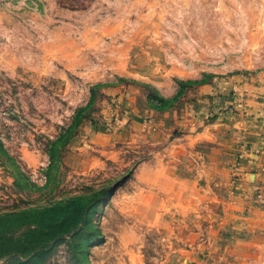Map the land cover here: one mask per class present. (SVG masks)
Here are the masks:
<instances>
[{"label": "rangeland", "instance_id": "374dc122", "mask_svg": "<svg viewBox=\"0 0 264 264\" xmlns=\"http://www.w3.org/2000/svg\"><path fill=\"white\" fill-rule=\"evenodd\" d=\"M75 197L0 264H264V0H0V223Z\"/></svg>", "mask_w": 264, "mask_h": 264}, {"label": "trees", "instance_id": "16d2710c", "mask_svg": "<svg viewBox=\"0 0 264 264\" xmlns=\"http://www.w3.org/2000/svg\"><path fill=\"white\" fill-rule=\"evenodd\" d=\"M82 110L85 111L86 107L80 111ZM84 118L87 117L75 120L80 124ZM85 204L83 198L75 197L36 211L32 215L33 220L28 222L30 225L33 221L34 227L28 228L27 232L16 238L5 231L4 223H0V258L13 256L34 258V255L38 254L49 255L54 246L65 237L75 233L74 237L77 231L82 229L81 224L84 223L89 209Z\"/></svg>", "mask_w": 264, "mask_h": 264}]
</instances>
